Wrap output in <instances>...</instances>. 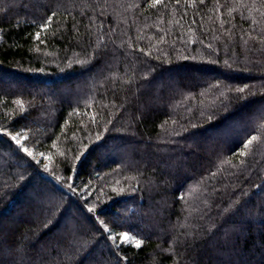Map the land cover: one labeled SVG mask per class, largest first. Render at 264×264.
<instances>
[{"label":"trees","instance_id":"trees-1","mask_svg":"<svg viewBox=\"0 0 264 264\" xmlns=\"http://www.w3.org/2000/svg\"><path fill=\"white\" fill-rule=\"evenodd\" d=\"M0 264H264V0H0Z\"/></svg>","mask_w":264,"mask_h":264},{"label":"rangeland","instance_id":"rangeland-1","mask_svg":"<svg viewBox=\"0 0 264 264\" xmlns=\"http://www.w3.org/2000/svg\"><path fill=\"white\" fill-rule=\"evenodd\" d=\"M12 139L16 142V145H19L22 147V149L24 150L25 148L27 149V154L29 155V153H31V156L32 158H34L37 162H42L44 165H48V161H49V157L44 155L43 153L41 154V152L39 151H36L35 149L33 148H30L28 147L27 144H23L24 143V138L23 137H20L18 134H15V135H12L11 136ZM15 137V139H14ZM125 236H127V240L125 239ZM112 238H115L117 241L119 242H132L134 244H138V242H136V240H134L133 238H129L128 235H120L119 238H117L116 235H113Z\"/></svg>","mask_w":264,"mask_h":264},{"label":"snow or ice","instance_id":"snow-or-ice-1","mask_svg":"<svg viewBox=\"0 0 264 264\" xmlns=\"http://www.w3.org/2000/svg\"><path fill=\"white\" fill-rule=\"evenodd\" d=\"M157 3H159V0H157ZM14 139H15V137H14ZM254 139V138H253ZM249 143H251V141H249ZM26 152H27V149L25 148L24 149ZM29 155H31V153H29ZM125 239L127 240L128 238H127V236H125Z\"/></svg>","mask_w":264,"mask_h":264}]
</instances>
